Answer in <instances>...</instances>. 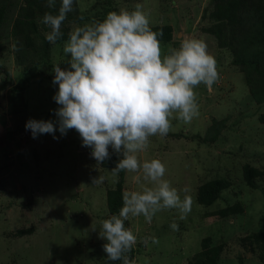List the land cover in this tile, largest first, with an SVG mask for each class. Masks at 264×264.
<instances>
[{"label":"rangeland","instance_id":"rangeland-1","mask_svg":"<svg viewBox=\"0 0 264 264\" xmlns=\"http://www.w3.org/2000/svg\"><path fill=\"white\" fill-rule=\"evenodd\" d=\"M228 1L74 0L61 27L65 39L50 44L40 18L57 13L61 0L54 8L47 0H0V264H122L107 260L100 221L112 215L108 191L120 183V210L124 192L139 188L137 174L113 175L122 157L111 148L98 165L74 129L61 136L57 126V139H34L25 124L57 119L52 66L69 67L63 53L68 33L137 3L150 14L153 31L169 35L161 39L165 51L169 44L178 47L180 37L201 39L220 78L211 88L195 89L197 118L190 124L173 119L167 136L150 137L147 150L137 154L141 161L159 158L164 178L192 204L183 220L175 209L156 213L151 223L130 216L125 227L137 242L128 255L136 264H264V67L244 70L233 52L258 60L264 28L256 21L261 12L264 24V12L253 0L244 7ZM247 22H253L250 29ZM99 175L104 182L92 185ZM216 180L222 188L203 204L199 187ZM204 188L202 194L211 195L213 186ZM174 221L178 231L170 227ZM153 236L158 244L145 243Z\"/></svg>","mask_w":264,"mask_h":264},{"label":"clouds","instance_id":"clouds-1","mask_svg":"<svg viewBox=\"0 0 264 264\" xmlns=\"http://www.w3.org/2000/svg\"><path fill=\"white\" fill-rule=\"evenodd\" d=\"M74 0H61L57 13L45 12L40 22L50 31L45 38L55 44L63 38L62 24L73 10ZM56 0H47L54 8ZM150 14L137 3L132 10L109 11L100 19L75 26L63 45L69 65L52 66V83L58 85L53 99L59 107L56 121L29 119L26 130L35 139L58 131L61 136L74 129L82 146L91 148V156L102 164L110 158L109 148L121 156L111 169L136 173L138 190L123 194L118 214L100 221V238L108 261L136 264L128 253L137 242L136 235L125 227L129 217L143 216L151 223L156 213L175 209L181 220L191 211V197L164 178L166 167L159 158L141 159L150 137H165L172 130L173 119L190 124L199 116L195 89L208 88L219 80V70L207 44L198 38L180 37L179 46L162 48V29L153 31ZM81 20L83 18L81 17ZM15 47V46H14ZM104 176L92 177V185L104 182ZM187 193V189L183 190ZM174 231L179 225L170 224ZM151 239L158 244L156 237Z\"/></svg>","mask_w":264,"mask_h":264},{"label":"trees","instance_id":"trees-1","mask_svg":"<svg viewBox=\"0 0 264 264\" xmlns=\"http://www.w3.org/2000/svg\"><path fill=\"white\" fill-rule=\"evenodd\" d=\"M252 0H237L238 4L240 7H244V6H247V5H250ZM255 5H254V8H258V11L259 12L260 10L262 12H264V9H263V6H264V1L261 2L259 1V3H256L258 2V0H253ZM229 3H231V5L233 7L236 6V1H232V0H229L228 1ZM261 2V3H260ZM1 6L0 5V13H1ZM3 10V9H2ZM260 14L262 15V13L260 12ZM260 14L257 13V18L259 20L256 21V25L257 27H261L264 28V24L262 23V21L260 20V17L261 16ZM262 23V24H261ZM253 22H247L246 25H247V28L250 29V27L252 26ZM160 27H154V29H159ZM237 28V26H236ZM158 32V30H156ZM169 37V35H163L160 39H163V40H167ZM68 38V37H66ZM62 39H65L64 37ZM263 40H261V42H257L259 43V56H258V60H247V59H244L245 55L242 56V57H239L237 55V53L235 52V49H234V55H235V58H234V62L241 66V67H244V70H245V67L248 68V69H251V68H257V69H261L264 67V36L262 37ZM208 185H212L213 186V190L211 192V195H209V193L206 195L205 193L202 194V192L205 190L204 187L208 186ZM221 186L222 183L219 181V180H216V181H213V182H210V183H207L206 185L204 186H200L199 189H198V199L203 203V204H207L210 202L211 198L214 197L215 195V192L217 190H219L220 188H222ZM119 191H120V183L117 184V186L115 187V189L113 190H110L108 191V196H107V208H108V211L111 213V214H114L116 213L118 210H119V207H120V204H119Z\"/></svg>","mask_w":264,"mask_h":264}]
</instances>
